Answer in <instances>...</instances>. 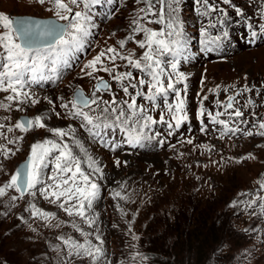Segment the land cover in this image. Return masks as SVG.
Here are the masks:
<instances>
[{
    "label": "rangeland",
    "instance_id": "374dc122",
    "mask_svg": "<svg viewBox=\"0 0 264 264\" xmlns=\"http://www.w3.org/2000/svg\"><path fill=\"white\" fill-rule=\"evenodd\" d=\"M69 6L73 13L85 11L88 14L90 35L84 38L81 48L64 57L55 72L45 70L43 76L38 75L22 89L38 103L32 104L24 96L8 102L5 97L10 93L0 91V102L8 105V109L0 108V125L7 126L0 127V145L15 153L6 158L0 148V186L10 180L17 165L29 155L33 143L49 139L68 145L73 156L80 160L82 171L97 184V196L85 217L69 215L60 207V201L46 197L44 189L52 184L49 177L56 174L54 164L58 153H53L45 158L41 183L32 190L33 194L27 193L35 209L51 215L30 214V228L38 229L45 223L55 231L64 223L65 232L57 231L54 235L56 240L61 235L57 242L64 249L67 247L64 240L69 238L77 244H85L89 250L101 249L96 260L80 255L79 264H125L118 260L127 248L121 235L133 237L138 228L132 203L160 193L163 182L177 179L192 180L200 188L210 190L218 180H223L224 191L219 200L233 195L242 204L236 226L241 230L253 229L255 212L257 224H262L264 128L260 125L264 124V0H229L228 3L208 0L207 4L204 0H96L87 8L83 0H78L77 4ZM54 11L52 0H44L43 4L38 0H0V12L10 17L29 15L56 19ZM173 17L178 23L177 30L183 33L184 50L175 58L170 52H162L158 59L163 70L161 80L166 85L170 77L185 100L187 120L175 126L167 108L168 103L176 102L172 90L152 101L137 96V105L146 110L144 115L155 121L149 124L138 118L140 124L148 125L139 144L129 143L122 130L131 128L133 121L126 126H103L106 116L115 123L114 116L100 111L105 107L103 103L96 111L83 109L88 115L99 117L94 119V124L100 127L71 114L74 110L69 101L74 90L79 87L85 95L91 96L96 76L103 77L111 85V91L97 92L96 96L103 101L115 96L118 106L127 111L122 102H130V95L123 92L122 85L136 83L140 78L150 80L147 72L132 67L126 60L118 58L113 62L106 57L102 58L104 66L111 68L115 63L114 72L98 71L90 77L85 75L89 70L82 69L107 48H114L123 56L131 53L133 59L140 58L145 49L136 41L143 40L144 34L134 31L136 25L132 21L138 20L142 27L152 30H163L166 35L168 22ZM130 36L132 39H127ZM121 40L125 41L123 48L118 43ZM108 55L111 54L106 53ZM173 63L175 71L171 67ZM124 72L132 73L130 80H112L113 75ZM179 74L183 75V80L179 79ZM136 92L147 93V85L129 87V94ZM229 97H232L231 109L226 107ZM62 104H69V107L63 108ZM201 106L205 115L198 116ZM236 110L243 115H228ZM208 112L221 115L213 121ZM38 114L47 116L46 128L22 132L14 127L18 120L22 121V116L32 119ZM161 114L164 121L160 120ZM220 120L227 121L228 129L234 131L226 130L225 125L218 122ZM136 127L138 131L139 125ZM56 128L68 134L56 136L50 131ZM249 132L252 135H248ZM8 139L14 142L9 144ZM92 161L94 167L90 166ZM18 194L15 189H6L5 195L0 196V203ZM246 246L251 249L249 256L253 264H264V239H250Z\"/></svg>",
    "mask_w": 264,
    "mask_h": 264
},
{
    "label": "snow or ice",
    "instance_id": "6c2138e0",
    "mask_svg": "<svg viewBox=\"0 0 264 264\" xmlns=\"http://www.w3.org/2000/svg\"><path fill=\"white\" fill-rule=\"evenodd\" d=\"M39 3L43 4L44 0H38ZM78 0H52L54 4V15L55 20H40V19H24L17 18L13 20L9 15L0 12V48L3 49V54L0 55V91L10 93L5 97L8 102L20 100L21 96L27 97L32 104L38 103L36 99L29 97L28 93L22 92V89L30 82L37 79L38 75L43 76L45 70L55 72L56 67L61 63L68 55V53L78 50L82 47V43L85 37L90 35V17L85 11H76L73 13V9L69 6L70 4H77ZM96 0H83L85 8L90 3H94ZM207 4L208 0H204ZM228 3L229 0H224ZM143 12L144 10L141 9ZM163 12V9L161 10ZM239 11V10H237ZM71 14V15H69ZM163 16H161V21ZM60 21H67V23H60ZM133 24L136 25L134 31L141 32L144 34V39L136 41L138 46L145 49L143 55L138 59H133L132 54L123 56L114 48H107L96 55L90 60L82 71H85V75L93 77V74L98 71L103 72H114L116 65L113 63L112 67H105L102 58L106 57L108 60L115 61L116 59H122L128 61L129 65L137 69H141L147 72L150 76V80L140 78L136 83H129L127 86L122 85V90L126 95H130V102L123 101L126 105L119 107L117 104L116 97L113 96L110 101H103L96 96L97 92L111 91V85L103 79V77H94L97 83L94 85V92L91 96L85 95L82 89L77 87L74 92L72 99L69 101L71 108L74 110L71 114L73 116H81L88 124L94 125V127H100V124H94V119L98 120L99 117H92L84 112L83 109L89 108L96 111L100 108V104L103 103L105 107L100 109L102 113H108L109 116L115 117V123L108 120L105 117L104 127H120L121 125H128L129 121H133L131 128L124 127L123 131L128 136V142L133 144H139L143 139V130L148 125L140 124L138 118L146 120L149 124L154 123L151 116L144 115L146 111L143 106L137 105V96H143L149 101L155 100L157 96L164 97L169 90L174 91L176 102L175 104L168 103V111L172 114V120L176 127H179L181 123L188 119L187 112L185 110V100L181 98V93L175 88L173 80L169 77L167 83L161 80L163 70L160 65L161 62L158 59L160 53H171L174 58L180 55L184 50L183 33L178 31V23L173 17L168 22L169 31L165 35L163 30L156 31L147 27H142L138 20H133ZM255 35V33H253ZM127 39L131 40L132 37ZM120 47L123 48L125 41L121 40L118 42ZM106 53L111 55L106 56ZM99 66V67H98ZM173 71L176 69V64H171ZM132 77L131 72L119 73L112 76L114 81H125L130 80ZM183 75L179 74V79L183 80ZM179 81H177L178 83ZM138 85H147V93L136 92L135 94H129V87L135 89ZM206 100L207 97H204ZM232 97H229V103L226 105L228 109L233 108L231 103ZM52 101H49L51 103ZM167 103V102H166ZM95 105L96 109H92ZM8 105L0 102V108H7ZM61 107L68 108L69 104H62ZM59 115V114H57ZM198 116L205 115V111L201 106L200 111L197 113ZM207 115L211 117L213 121L217 120V117L221 113L215 115L208 112ZM228 115H235L237 117L242 116L243 113L236 110ZM165 117L163 114L160 115V120L164 121ZM47 116L40 114L36 115L32 119L24 121L18 120L14 127L21 130L22 132H29L33 129H44L46 125ZM219 123L225 125L226 130L228 129L227 121L220 120ZM136 125H139L137 131ZM169 124V127H172ZM3 127V125H0ZM264 128V124L260 125ZM11 131V128L8 129ZM50 131L59 137L66 136L68 133L63 129L56 128L50 129ZM203 131V129H202ZM252 135L251 132L247 133ZM264 134V133H262ZM17 139H21L18 137ZM14 141L9 140L11 144ZM191 143V140L188 141ZM3 148V155L7 158L9 154L14 155L15 153L10 148ZM58 153L55 156V172L56 174L49 177L52 180V184L48 186L44 191L46 197L52 198V200L60 201V207L64 209L69 215H76L79 217H85L86 211L91 208L93 200L97 196V184L90 181L89 176L86 175L81 167L80 160L73 156L71 150L67 144H61L49 139L38 141L30 146V152L25 164L17 168V170L11 175L10 180L4 185L0 186V196H4L6 189H15L21 195L24 193H32L33 189L37 188V185L41 183V169L45 167V158ZM89 160L91 158L89 157ZM95 162L92 161L90 166L94 167ZM99 171V169H96ZM264 188V184L261 185ZM117 196L120 193H116ZM13 200L16 197H12ZM34 209V216L47 217L51 214L41 212L35 209L34 205H31ZM91 223V221H89ZM66 245H70L79 255L84 254L90 256L93 260H96L100 254L101 249L98 247L89 248L85 247L83 243H75L71 241V238L64 240Z\"/></svg>",
    "mask_w": 264,
    "mask_h": 264
},
{
    "label": "trees",
    "instance_id": "16d2710c",
    "mask_svg": "<svg viewBox=\"0 0 264 264\" xmlns=\"http://www.w3.org/2000/svg\"><path fill=\"white\" fill-rule=\"evenodd\" d=\"M191 181H165L160 193L132 203L138 228L133 237L121 235L127 248L119 256L120 262L253 264L246 243L264 239V221L257 224L255 212L253 229L241 230L236 222L242 204L233 195L219 200L223 180L212 190ZM15 197L0 203V264H79L78 257L86 255H77L70 245L64 249L57 242L61 235L57 240L54 237L57 231L65 232V224L55 231L45 223L30 228L33 200L27 193Z\"/></svg>",
    "mask_w": 264,
    "mask_h": 264
},
{
    "label": "water",
    "instance_id": "95a60500",
    "mask_svg": "<svg viewBox=\"0 0 264 264\" xmlns=\"http://www.w3.org/2000/svg\"><path fill=\"white\" fill-rule=\"evenodd\" d=\"M11 18H13V20H15L17 18H24V19L31 18V19H40V20H49V19H52V20H55V18H53V17L40 18V17L29 16V15H17V16H11ZM60 23H63V22H60ZM27 119H28V117L26 115L25 116H22V121L27 120ZM27 158H28V156L17 165V168L20 167L21 165L25 164L26 161H27Z\"/></svg>",
    "mask_w": 264,
    "mask_h": 264
},
{
    "label": "bare ground",
    "instance_id": "6f19581e",
    "mask_svg": "<svg viewBox=\"0 0 264 264\" xmlns=\"http://www.w3.org/2000/svg\"><path fill=\"white\" fill-rule=\"evenodd\" d=\"M14 104H15V103H14ZM7 109H8V108H7ZM10 109H11V107H10ZM10 109H9V110H10ZM5 111H6V110H5ZM10 111H11V110H10ZM10 111H9V112H10ZM2 115H3V114H2ZM3 116H5V114H4ZM3 123H4V122H3ZM5 126H6V125H5ZM5 126H4V127H5ZM4 127H3V128H4ZM6 128H7V126H6ZM7 130H8V129H7ZM12 131H13V129H12ZM2 132H3V131H2ZM9 132H10V131H9ZM12 133H13V132H12ZM5 140H6V139H5ZM8 141H9V139H8ZM19 142H20V141H19ZM2 145H3V144H2ZM5 146H6V145H5ZM2 149H3V148H2ZM0 150H1V149H0ZM1 156H2V155H1Z\"/></svg>",
    "mask_w": 264,
    "mask_h": 264
}]
</instances>
